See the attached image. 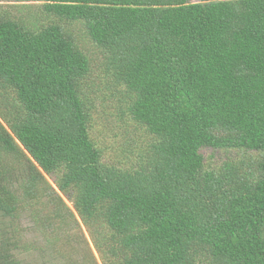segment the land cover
Masks as SVG:
<instances>
[{"label": "trees", "instance_id": "obj_1", "mask_svg": "<svg viewBox=\"0 0 264 264\" xmlns=\"http://www.w3.org/2000/svg\"><path fill=\"white\" fill-rule=\"evenodd\" d=\"M35 1L0 4V264H28L23 214L35 249L61 236L77 261L264 264V155L208 168L201 153H264V0ZM75 23L120 122L148 137L132 165L89 134Z\"/></svg>", "mask_w": 264, "mask_h": 264}, {"label": "rangeland", "instance_id": "obj_2", "mask_svg": "<svg viewBox=\"0 0 264 264\" xmlns=\"http://www.w3.org/2000/svg\"><path fill=\"white\" fill-rule=\"evenodd\" d=\"M35 0H0V4L8 5L13 3H36ZM67 27L73 32L76 44L83 50L88 56L90 61V76L88 78V87L86 88L87 96H89L92 103L91 106V122L89 126V134L95 141L96 145L102 152V158L104 161L115 164H122L125 166L132 165L129 162H134L135 157L133 152L135 150H143L148 144V137L142 133H138L127 122H120L118 114L113 108L114 97L111 95V87H105V84L109 85L110 76H104L101 71L102 68V53L93 44V42L86 37L83 32L81 24L75 23L67 25ZM106 82V83H105ZM90 102H88L89 105ZM201 153L204 159V166L208 168H218L225 161H237L245 159L246 162H252L256 159H262L264 153H258L255 151L237 150V149H202ZM129 161V162H128ZM22 224V236L27 241V250L19 251V255H16L20 259H26L28 264H102L97 252L92 249V254L95 258L93 261L86 255L80 261H77L79 253H83L82 246L76 247L75 242L71 241L69 244H64L60 241L61 236L58 238L57 249L53 250L43 249V244H47L41 235L34 230V228L25 227L29 225L27 216L21 215ZM81 229L84 227L81 226ZM85 237L87 234L84 230H81ZM65 241V239L63 240ZM88 247H91L90 240L88 239ZM40 246L39 249L35 247ZM83 246H85L83 244ZM86 247V246H85ZM92 248V247H91ZM50 253H49V252ZM72 259V260H71ZM76 259V261H73Z\"/></svg>", "mask_w": 264, "mask_h": 264}]
</instances>
